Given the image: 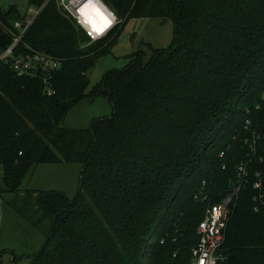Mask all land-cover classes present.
I'll use <instances>...</instances> for the list:
<instances>
[{
	"label": "trees",
	"instance_id": "16d2710c",
	"mask_svg": "<svg viewBox=\"0 0 264 264\" xmlns=\"http://www.w3.org/2000/svg\"><path fill=\"white\" fill-rule=\"evenodd\" d=\"M40 7L44 0H27ZM118 24L91 41L53 2L24 37L61 63L46 95L38 77L0 69V169L8 206L44 236L31 264H189L205 211L248 164V181L229 219L219 264H264V202L253 197L262 161L245 139L264 133V0H102ZM17 8L0 7L2 19ZM171 19L173 39L138 50L89 89L87 72L110 52L130 18ZM4 43H1V46ZM107 98L110 117L87 129L64 127L80 101ZM252 122L244 129L245 121ZM223 152V157L219 153ZM261 156V155H260ZM77 164L73 198L20 190L31 167Z\"/></svg>",
	"mask_w": 264,
	"mask_h": 264
},
{
	"label": "rangeland",
	"instance_id": "374dc122",
	"mask_svg": "<svg viewBox=\"0 0 264 264\" xmlns=\"http://www.w3.org/2000/svg\"><path fill=\"white\" fill-rule=\"evenodd\" d=\"M11 6H15L22 15L29 9L27 0H0L3 11ZM172 39L171 19L130 18L118 34L110 52L98 59L95 66L87 72L89 89L107 71L123 68L126 57L133 52L139 50L142 53L141 61L145 64L152 56V49L167 48ZM111 113L112 108L107 98H86L68 112L64 127L87 129L92 119L110 117ZM79 172L80 166L77 164H41L30 168L19 189L61 191L73 198L77 192ZM1 178L0 169V187L3 188ZM11 199L13 195L6 192L0 196V264H31L32 257L44 244V236L8 206Z\"/></svg>",
	"mask_w": 264,
	"mask_h": 264
},
{
	"label": "built area",
	"instance_id": "2783aa9c",
	"mask_svg": "<svg viewBox=\"0 0 264 264\" xmlns=\"http://www.w3.org/2000/svg\"><path fill=\"white\" fill-rule=\"evenodd\" d=\"M48 2H53L59 10L73 19L91 41L98 40L97 36L109 34L118 24L116 15L102 0H44L40 7L29 5V9L23 15L17 10L15 19L11 16L2 19L0 16V69L8 67L17 77L27 78L38 77L39 73H43L41 78L46 95L51 94L48 75L59 69L61 63L53 56L31 48L24 41V37L41 9ZM91 5L98 7L101 12L103 20L98 22V26L87 20L86 14ZM1 43L4 44L1 46ZM261 102L262 104L264 102V93L261 95ZM255 110L264 113L263 105L256 106ZM251 126V119L246 120L244 129L251 128ZM262 138H264L262 130H254L250 138L244 141L248 145L250 154L257 159L258 163L262 161V154L257 151V144ZM223 155L224 153L220 152L218 156L221 158ZM256 177L257 181L253 185L256 191L253 197V202L256 205L254 211H257L258 205L264 202V185L260 179V173H256ZM247 181L248 164L241 162L236 167L235 180L227 194L218 204L207 209L202 221L198 224L196 229L198 241L191 249L189 264H219L225 259L223 246L226 228L239 192L247 184Z\"/></svg>",
	"mask_w": 264,
	"mask_h": 264
},
{
	"label": "bare ground",
	"instance_id": "6f19581e",
	"mask_svg": "<svg viewBox=\"0 0 264 264\" xmlns=\"http://www.w3.org/2000/svg\"><path fill=\"white\" fill-rule=\"evenodd\" d=\"M86 17L87 20L95 26H98V22L103 20L99 8L93 5H91L90 10L86 14Z\"/></svg>",
	"mask_w": 264,
	"mask_h": 264
},
{
	"label": "clouds",
	"instance_id": "9594fccd",
	"mask_svg": "<svg viewBox=\"0 0 264 264\" xmlns=\"http://www.w3.org/2000/svg\"><path fill=\"white\" fill-rule=\"evenodd\" d=\"M111 32H112V31H111ZM111 32H110V33H111ZM110 33H109V34H110ZM109 34H107V35H105V36H100V37L97 36V39H98V40H99V39H103V38H105L106 36H108Z\"/></svg>",
	"mask_w": 264,
	"mask_h": 264
}]
</instances>
